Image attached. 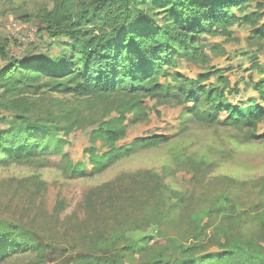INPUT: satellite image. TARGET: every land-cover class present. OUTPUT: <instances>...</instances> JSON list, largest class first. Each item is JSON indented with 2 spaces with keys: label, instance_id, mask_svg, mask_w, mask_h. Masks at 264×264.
Returning <instances> with one entry per match:
<instances>
[{
  "label": "trees",
  "instance_id": "trees-1",
  "mask_svg": "<svg viewBox=\"0 0 264 264\" xmlns=\"http://www.w3.org/2000/svg\"><path fill=\"white\" fill-rule=\"evenodd\" d=\"M53 1L52 11L43 13L40 21L47 37L62 38L66 50L52 60L15 61L0 70V97L10 99L0 102V167L36 161L46 166L50 159L58 157L65 164L61 169L65 176H85L84 167L73 166L64 148L68 134L90 116L75 106L66 107L55 100L47 102L40 95L44 88L78 99L131 97L115 110L118 119L105 122L100 118L97 127L89 132L92 146L85 154L93 175L129 158L137 148L150 149L168 142L166 136L155 134L122 149L116 147L126 134V113L137 112L141 99L155 95L175 98L184 112L195 114L209 107L212 113H207L208 123L224 111L232 125L249 130L253 139L259 138L257 128L264 122V94L260 88L258 102L233 105L224 99L238 94L237 89L216 91L205 85L211 73L194 80L168 73L179 59L201 57V50L196 47L201 35L213 30L226 34L232 24L246 22L249 16L243 15L245 5L255 0ZM162 78H171L172 86L161 83ZM29 95L36 99L31 101ZM96 143L102 147L101 152ZM142 184L145 188L140 190L147 199L139 222L158 228L185 222L189 226L185 240L162 238L164 241L159 242L144 236L140 241L127 242L126 235L138 223L126 220L109 238L96 241L98 252L48 255L46 245L23 238L17 241L15 232L0 229V264L25 258L28 260L23 264H264V210L245 212L226 197L200 210L181 206L170 211L173 205L162 191L159 176L148 174ZM133 192L136 191H129ZM179 210L181 214L176 215ZM251 222L258 227V236L247 234L245 226H251ZM250 231L254 229L251 227ZM206 240L213 241L214 250L203 247ZM144 252L149 255L147 260L131 261L135 260L134 255Z\"/></svg>",
  "mask_w": 264,
  "mask_h": 264
},
{
  "label": "rangeland",
  "instance_id": "rangeland-1",
  "mask_svg": "<svg viewBox=\"0 0 264 264\" xmlns=\"http://www.w3.org/2000/svg\"><path fill=\"white\" fill-rule=\"evenodd\" d=\"M53 7V0H0V70L15 61L33 63L36 58L52 60L61 56L66 50L65 41L47 37L40 21L41 15ZM245 7L243 15L249 16L246 22L232 24L226 34L213 30L201 35L196 46L201 57L179 59L168 73L193 80L211 73L205 85L216 91L221 88L238 91L227 95L224 102L245 106L258 102V89L264 94V0H255ZM172 81L162 78L160 82L172 86ZM44 89L40 95L47 102L55 100L66 107L75 106L90 116L68 134L64 148L73 166L84 167L85 176L74 179L65 176L61 171L65 164L58 157L50 159L46 166L37 161L1 166L0 229L15 232L17 241L23 238L46 245L48 255L65 251L98 252L94 247L96 241L109 238L126 220L138 223L126 235L127 242L140 241L144 236H152L159 242L164 241L162 238L185 240L189 236L185 222L170 228L139 222L143 215L141 207L147 199L140 189L145 188L142 183L148 174L161 178L162 191L173 205L170 211L181 206L196 211L226 197L245 212L264 210V122L257 128L259 138L253 139L249 130L232 125L224 111L213 123H208L207 113H212L209 107L193 114L194 111L184 112L172 97L144 98L137 112L126 113L123 122L126 134L116 147L122 149L155 134L166 136L168 142L150 149L137 148L129 158L93 175L85 154L92 146L89 132L97 127L100 118L105 122L118 119L115 110L131 97L78 99ZM29 98L36 99L30 95ZM3 100L10 101L8 97H0V102ZM96 148L102 151L97 143ZM179 214L180 210L176 215ZM250 225L245 226L247 234L258 236V227L252 222ZM212 243L206 240L203 247L214 250ZM134 257L133 263L145 261L149 255L144 252ZM27 260L19 259L12 264Z\"/></svg>",
  "mask_w": 264,
  "mask_h": 264
}]
</instances>
